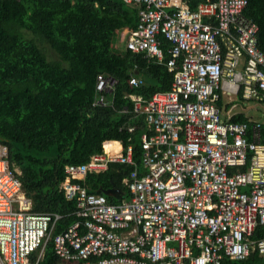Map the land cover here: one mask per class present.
Instances as JSON below:
<instances>
[{
  "label": "built area",
  "instance_id": "built-area-1",
  "mask_svg": "<svg viewBox=\"0 0 264 264\" xmlns=\"http://www.w3.org/2000/svg\"><path fill=\"white\" fill-rule=\"evenodd\" d=\"M135 8L124 50L163 61L171 87L118 113L142 118L140 160L132 144L106 141L103 153L64 167L60 189L78 220L56 235L57 213H35L19 171L0 144V264H37L30 256L52 239L61 264H222L264 256V129L233 122V99L264 102V51L248 0H122ZM138 86L139 79L131 77ZM116 80L96 77L92 105L113 107ZM222 102V104H221ZM135 126L129 127L133 132ZM113 152H107L105 145ZM116 151V152H115ZM133 167L115 203L80 181L109 163Z\"/></svg>",
  "mask_w": 264,
  "mask_h": 264
},
{
  "label": "trees",
  "instance_id": "trees-1",
  "mask_svg": "<svg viewBox=\"0 0 264 264\" xmlns=\"http://www.w3.org/2000/svg\"><path fill=\"white\" fill-rule=\"evenodd\" d=\"M206 1L189 0V7L194 10ZM244 13L256 22L258 47L264 51V0H248ZM134 16V7L122 0H0V144L7 147L11 166L21 172L32 211L61 215L52 235L78 220L75 202L59 188L65 165L87 162L102 152L106 140L132 144L138 163L145 123L118 110L130 106L133 97L147 101L171 87L172 74L165 66L168 43L163 37L161 63L116 49L117 31L134 26ZM43 45L56 60L48 58ZM99 74L116 80L113 107L92 105ZM131 77L140 84L131 85ZM230 120L257 122L244 113ZM257 123L263 130L264 124ZM132 126L134 131L129 132ZM132 168L111 162L102 172L87 173L79 183L92 193L113 187L123 195L122 180ZM106 197L116 202L113 196ZM253 237H264V226H258ZM36 256L37 252L30 261ZM37 264H60L52 239L45 243ZM222 264H264V257L253 251L246 260L224 258Z\"/></svg>",
  "mask_w": 264,
  "mask_h": 264
},
{
  "label": "rangeland",
  "instance_id": "rangeland-1",
  "mask_svg": "<svg viewBox=\"0 0 264 264\" xmlns=\"http://www.w3.org/2000/svg\"><path fill=\"white\" fill-rule=\"evenodd\" d=\"M126 36L125 30H122L119 33V46L116 47V49H124V44H125V39L124 37ZM48 58L51 60H56V56L53 54L52 51L46 46L43 45ZM233 104H235V107L233 108L232 112H237V113H244L247 117H250L253 121L260 122L264 124V104H256L251 101H244L240 99V97H236L232 101ZM42 248L37 251V253H41Z\"/></svg>",
  "mask_w": 264,
  "mask_h": 264
},
{
  "label": "water",
  "instance_id": "water-1",
  "mask_svg": "<svg viewBox=\"0 0 264 264\" xmlns=\"http://www.w3.org/2000/svg\"><path fill=\"white\" fill-rule=\"evenodd\" d=\"M99 192V191H97ZM120 192L119 190L115 189V188H110V189H106V190H102L101 193H103L104 195H108V196H116L118 193Z\"/></svg>",
  "mask_w": 264,
  "mask_h": 264
},
{
  "label": "crops",
  "instance_id": "crops-1",
  "mask_svg": "<svg viewBox=\"0 0 264 264\" xmlns=\"http://www.w3.org/2000/svg\"><path fill=\"white\" fill-rule=\"evenodd\" d=\"M133 7V6H132ZM135 9V8H134ZM124 29H127V28H124ZM221 104H222V102H221ZM106 150H108V149H106ZM109 150H114L113 149V147L111 146L110 148H109ZM19 174L21 175V172H20V170H19ZM61 187V184L59 185V188ZM25 194V193H24ZM115 198V197H114ZM115 199H117V197L115 198ZM31 201V200H30ZM32 204V203H31ZM254 238V237H253ZM44 247V246H43ZM43 247H42V252L39 254V253H37V256H36V259H35V261L37 260V258L40 256V259H41V257H42V255H43ZM259 255V254H258ZM259 256H261V255H259ZM261 257H264V256H261ZM39 259V260H40ZM39 260H37V263H38V261ZM34 261V262H35ZM60 264H61V262H60Z\"/></svg>",
  "mask_w": 264,
  "mask_h": 264
},
{
  "label": "clouds",
  "instance_id": "clouds-1",
  "mask_svg": "<svg viewBox=\"0 0 264 264\" xmlns=\"http://www.w3.org/2000/svg\"><path fill=\"white\" fill-rule=\"evenodd\" d=\"M106 141H117V140H106ZM106 141H104L103 143H102V152L101 153H103V144L106 142ZM100 154V153H99ZM94 155V154H93ZM92 156V155H91ZM66 166V165H65ZM13 168H16V167H13ZM18 171H19V169L18 168H16ZM19 176H20V174H19ZM65 177H66V174H65ZM116 189V188H115ZM61 190V189H60ZM118 190V189H117ZM22 191H23V187H22ZM62 191V190H61ZM120 191V190H119ZM23 193H24V191H23ZM97 193H100V192H97ZM119 193H121V191L120 192H118V193H116V194H119ZM103 194V193H102ZM25 195V194H24ZM118 195H116V196H113V197H117ZM26 197V196H25ZM27 198V197H26ZM29 199V198H28ZM30 200V199H29ZM36 253V252H35Z\"/></svg>",
  "mask_w": 264,
  "mask_h": 264
},
{
  "label": "bare ground",
  "instance_id": "bare-ground-1",
  "mask_svg": "<svg viewBox=\"0 0 264 264\" xmlns=\"http://www.w3.org/2000/svg\"><path fill=\"white\" fill-rule=\"evenodd\" d=\"M106 145H107V144H106ZM105 149H106V148H105ZM106 151H107V152H113V150H109V149H108V150H106ZM115 152H116V151H115Z\"/></svg>",
  "mask_w": 264,
  "mask_h": 264
}]
</instances>
